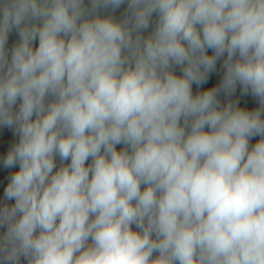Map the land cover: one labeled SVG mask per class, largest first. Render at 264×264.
Wrapping results in <instances>:
<instances>
[{"label":"clouds","instance_id":"obj_1","mask_svg":"<svg viewBox=\"0 0 264 264\" xmlns=\"http://www.w3.org/2000/svg\"><path fill=\"white\" fill-rule=\"evenodd\" d=\"M0 264H264V0H0Z\"/></svg>","mask_w":264,"mask_h":264},{"label":"crops","instance_id":"obj_2","mask_svg":"<svg viewBox=\"0 0 264 264\" xmlns=\"http://www.w3.org/2000/svg\"><path fill=\"white\" fill-rule=\"evenodd\" d=\"M16 39V36H15V34H13L12 35V37L10 38V44L12 43V42H14V40ZM246 100H247V102H248V104L252 101V98L251 97H248V98H246ZM254 142V141H253Z\"/></svg>","mask_w":264,"mask_h":264},{"label":"built area","instance_id":"obj_3","mask_svg":"<svg viewBox=\"0 0 264 264\" xmlns=\"http://www.w3.org/2000/svg\"><path fill=\"white\" fill-rule=\"evenodd\" d=\"M255 104V101L252 100L250 103H249V106H253Z\"/></svg>","mask_w":264,"mask_h":264}]
</instances>
